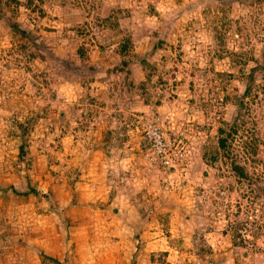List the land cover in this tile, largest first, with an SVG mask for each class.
<instances>
[{
    "label": "rangeland",
    "instance_id": "obj_1",
    "mask_svg": "<svg viewBox=\"0 0 264 264\" xmlns=\"http://www.w3.org/2000/svg\"><path fill=\"white\" fill-rule=\"evenodd\" d=\"M28 1L0 2V264H264V0ZM150 118L177 169H144Z\"/></svg>",
    "mask_w": 264,
    "mask_h": 264
},
{
    "label": "built area",
    "instance_id": "obj_2",
    "mask_svg": "<svg viewBox=\"0 0 264 264\" xmlns=\"http://www.w3.org/2000/svg\"><path fill=\"white\" fill-rule=\"evenodd\" d=\"M155 120L157 118H150L143 122L141 138L145 149L142 152L141 162H143V167L146 171H160L161 169H165V171L175 170L180 166L184 158L181 146L183 138L174 131H170L167 134L164 128L159 126ZM218 193L222 195L224 192L218 190ZM217 198L219 199L220 197ZM220 200L221 207H226V200H222L221 198ZM239 234L243 241H245L244 238H248V232L245 229L239 231ZM247 246L250 248L253 247L250 242L247 243ZM258 252L264 254V247L260 248Z\"/></svg>",
    "mask_w": 264,
    "mask_h": 264
},
{
    "label": "trees",
    "instance_id": "obj_3",
    "mask_svg": "<svg viewBox=\"0 0 264 264\" xmlns=\"http://www.w3.org/2000/svg\"><path fill=\"white\" fill-rule=\"evenodd\" d=\"M1 1H3V0H0V2ZM5 2H1L2 4H6L7 6L9 5V4H13L14 6H16V5H18L20 2H19V0H4ZM30 1L31 0H29L28 1V5H29V3H30ZM10 27L9 28H13V31L18 35V37H24L25 35H24V30H21V29H19L18 28V26L15 24V23H10ZM123 41H122V43H120V47H119V49H118V52L121 54V53H124V52H122L123 50H127V48L129 47V45L131 44V42H132V40L130 39V38H124V39H122ZM75 52H76V56H78V57H80V58H82V57H84L85 56V53H86V50H84L82 47H79V46H77L76 48H75ZM30 55V54H29ZM262 58H263V61H264V56H263V54H262ZM263 64H264V62H263ZM249 80L251 81V77H250V75H249ZM159 102V100H156L155 101V103H158ZM141 143H142V148H143V151H144V149H145V147H144V144H143V141H142V138H141ZM217 146L218 147H220V148H222L223 146H224V139L223 138H219L218 139V141H217ZM250 149H251V152L252 153H255V147H257V143H251L250 144ZM230 170H232L233 171V173H234V175L235 176H239V177H246V172L244 171V168L242 167V165L241 164H239V163H237V162H232L231 164H230ZM161 171H165V169H161ZM14 193H19V194H22V195H28V194H33L34 193V190L32 189V188H28V189H26V190H24V191H21V192H15V191H13ZM245 221H243V222H240L239 224H238V227L240 226V225H242L243 223H244ZM238 230V228L235 230V231H237ZM200 251H203V250H200ZM141 252H139L138 253V256L139 255H142V254H140ZM133 255H135V254H133ZM143 256V255H142ZM131 258V257H130ZM151 258H150V255H149V260H150ZM129 264V263H128Z\"/></svg>",
    "mask_w": 264,
    "mask_h": 264
},
{
    "label": "crops",
    "instance_id": "obj_4",
    "mask_svg": "<svg viewBox=\"0 0 264 264\" xmlns=\"http://www.w3.org/2000/svg\"><path fill=\"white\" fill-rule=\"evenodd\" d=\"M149 245H150V242H149L148 246H149ZM150 246H154V244H153V245H150ZM120 252H121V251L116 250L115 255L113 256V257L116 258V260L118 259V255H120V254H118V253H120ZM132 253H133V252H128V253L126 254V256H121V257H124V260H126L128 257L133 256ZM142 255L144 256V253H143ZM105 257H106V255H105ZM105 257H104V258H105ZM113 259H114V258H113ZM120 259H121V258H120Z\"/></svg>",
    "mask_w": 264,
    "mask_h": 264
},
{
    "label": "water",
    "instance_id": "obj_5",
    "mask_svg": "<svg viewBox=\"0 0 264 264\" xmlns=\"http://www.w3.org/2000/svg\"><path fill=\"white\" fill-rule=\"evenodd\" d=\"M262 54H263V56H264V49H263V51H262Z\"/></svg>",
    "mask_w": 264,
    "mask_h": 264
}]
</instances>
